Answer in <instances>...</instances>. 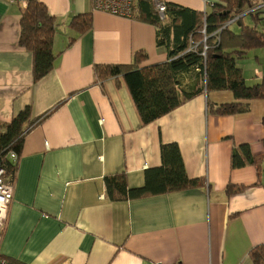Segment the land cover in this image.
<instances>
[{
  "label": "crops",
  "instance_id": "1",
  "mask_svg": "<svg viewBox=\"0 0 264 264\" xmlns=\"http://www.w3.org/2000/svg\"><path fill=\"white\" fill-rule=\"evenodd\" d=\"M39 1L57 19V59L35 81L33 54L19 44L25 7L0 0V120L28 106L40 118L17 162L1 255L15 264H253L251 250L264 246V98L218 115L209 107L235 96L206 90L143 125L122 77L100 79L96 66L131 64L139 52L145 66L167 61L157 26L95 10L93 0ZM165 1L199 12L220 2ZM85 13L92 28L80 34L70 22ZM163 143L178 144L187 174L204 185L112 201L105 178L125 172L130 187L143 186ZM246 145L256 163L233 167Z\"/></svg>",
  "mask_w": 264,
  "mask_h": 264
},
{
  "label": "trees",
  "instance_id": "2",
  "mask_svg": "<svg viewBox=\"0 0 264 264\" xmlns=\"http://www.w3.org/2000/svg\"><path fill=\"white\" fill-rule=\"evenodd\" d=\"M166 6V16L161 18L150 0H138L134 17L157 26L158 45L167 49V61L145 66L147 56L139 52L131 64L96 66L100 79L122 77L143 125L157 121L206 90H229L235 96L233 102L209 107L218 115L246 112L251 100L264 98V77L259 83L248 85L238 65V60L249 51L264 48V31L244 22L247 15L253 16L257 24L264 19L261 16L264 0H220L205 12L170 2ZM92 21L91 13L80 14L71 20L70 26L84 34L92 28ZM233 21L240 24V30L233 29ZM56 26L57 19L39 0H32L22 10L19 44L33 54L35 81L48 75L55 66ZM39 119L32 118L28 106L10 123L0 120V169L11 178L16 176L17 164L11 160L10 153L20 156L26 134ZM242 150L243 155L234 152L233 167L256 163L249 146H243ZM161 155V166L146 171L145 184L141 187H130L125 172L107 176L109 198L128 201L204 185L203 180L187 174L178 144L163 143ZM228 192L235 190L229 188ZM250 256L253 264H264V246L252 249Z\"/></svg>",
  "mask_w": 264,
  "mask_h": 264
},
{
  "label": "built area",
  "instance_id": "3",
  "mask_svg": "<svg viewBox=\"0 0 264 264\" xmlns=\"http://www.w3.org/2000/svg\"><path fill=\"white\" fill-rule=\"evenodd\" d=\"M10 4H18L27 7L32 0H5ZM161 18L166 16L165 0H150ZM138 0H93V9L104 11L107 13L123 16L134 17V10ZM205 32V31H204ZM206 37L204 43L206 44ZM207 48V47H206ZM12 161L18 162L19 155L15 152L10 153ZM16 176L12 178L6 174L4 169H0V247L1 242L7 227L9 210L14 199ZM0 264H14L0 253ZM62 264H73L71 261L63 262Z\"/></svg>",
  "mask_w": 264,
  "mask_h": 264
},
{
  "label": "rangeland",
  "instance_id": "4",
  "mask_svg": "<svg viewBox=\"0 0 264 264\" xmlns=\"http://www.w3.org/2000/svg\"><path fill=\"white\" fill-rule=\"evenodd\" d=\"M262 17L264 15H261ZM244 22L249 25H257L260 31H264V19L258 24L254 21L253 16L247 15ZM238 65L243 69V74L248 85H254L260 82L258 75H264V48L253 49L248 52L247 56L238 60Z\"/></svg>",
  "mask_w": 264,
  "mask_h": 264
}]
</instances>
